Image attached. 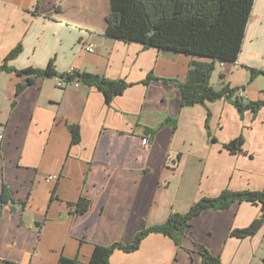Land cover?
Wrapping results in <instances>:
<instances>
[{"label":"crops","instance_id":"0c3cea01","mask_svg":"<svg viewBox=\"0 0 264 264\" xmlns=\"http://www.w3.org/2000/svg\"><path fill=\"white\" fill-rule=\"evenodd\" d=\"M110 4L0 0V67L52 63L58 75L74 69L126 84L108 101L74 80L57 87L56 77L0 71V264H87L96 246H129L203 198L264 192V106L242 114L223 99L183 106L178 86L164 79L183 81L192 57L106 37ZM210 86L264 103V0H254L236 62H215ZM238 138L242 152H229L224 145ZM256 220L253 235H231ZM202 247L220 264H264L260 205L206 209L180 245L149 233L136 250L114 249L108 263L203 264Z\"/></svg>","mask_w":264,"mask_h":264},{"label":"trees","instance_id":"16d2710c","mask_svg":"<svg viewBox=\"0 0 264 264\" xmlns=\"http://www.w3.org/2000/svg\"><path fill=\"white\" fill-rule=\"evenodd\" d=\"M110 12L105 19V36L124 41L125 43H140L147 48H156L163 52L185 54L192 57L190 67L183 81L164 79L178 86L181 103L185 107L195 104L205 106L207 102L227 100L240 114L246 111H256L264 106L261 102H246L237 94L240 89L224 87L219 91L210 86V78L215 62L235 63L241 51L246 25L250 19L254 0H110ZM20 52L16 47L7 57L12 60ZM201 58L202 61L197 60ZM11 72L15 69L6 65L0 71ZM20 76L33 75L36 77L60 78L63 81H75L86 86H94L103 92L109 101L112 96L120 95L126 88L121 80L106 81L105 78L94 74L73 73L58 75L53 64L49 63L44 70L25 69L17 72ZM151 75L148 79H151ZM29 81H27L28 84ZM25 85L16 86V94L24 89ZM171 124V120H167ZM174 126L175 124L172 123ZM72 142L79 140L76 126H71ZM241 138L224 145L229 152H242ZM5 194V192H4ZM4 197L0 198V207ZM251 202L260 205L261 219H264V192L223 190L218 197L203 198L190 206L185 214L172 213L161 225L147 227L134 236L129 246L120 243L109 247L96 246L93 248L87 264H109L110 254L114 249L131 251L138 249L142 239L149 233L165 234L176 245H180L186 235L189 221L199 216L204 210H225L235 202ZM87 202L81 199L77 203V210L85 211ZM260 220L252 222L245 230H234L232 236L246 237L253 235L260 227ZM201 258L203 264H220L202 247ZM57 264H77L76 260L60 258Z\"/></svg>","mask_w":264,"mask_h":264},{"label":"built area","instance_id":"2783aa9c","mask_svg":"<svg viewBox=\"0 0 264 264\" xmlns=\"http://www.w3.org/2000/svg\"><path fill=\"white\" fill-rule=\"evenodd\" d=\"M87 50H90V48H88ZM73 70L74 69H70L66 74H68V75H70V74H72L73 73ZM64 82L65 81H63V79H60V78H58L57 80H56V86L57 87H63L64 86ZM3 138V135H2V133L0 132V140ZM149 141V139L148 138H146L145 139V145H147V142Z\"/></svg>","mask_w":264,"mask_h":264}]
</instances>
